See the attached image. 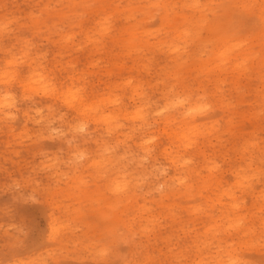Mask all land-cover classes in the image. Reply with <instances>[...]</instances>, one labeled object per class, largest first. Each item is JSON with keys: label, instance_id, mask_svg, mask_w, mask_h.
Returning a JSON list of instances; mask_svg holds the SVG:
<instances>
[{"label": "rangeland", "instance_id": "1", "mask_svg": "<svg viewBox=\"0 0 264 264\" xmlns=\"http://www.w3.org/2000/svg\"><path fill=\"white\" fill-rule=\"evenodd\" d=\"M46 1L5 0L4 4L10 5L7 13L16 20H22L32 16L31 5L46 4ZM58 1L48 0L54 6L49 10L51 13L48 14V19L53 20L54 24L58 23L59 28L68 30ZM63 1L65 3L67 0ZM224 1L220 0L219 5H229ZM117 4L127 8L124 2L119 1ZM16 5L20 9H15ZM118 9L121 10L120 7ZM216 13L222 18L220 21L226 20L229 13L232 14V20L221 26V31L208 29L203 24L188 23L171 29L155 19L149 24L139 25L132 39L133 44L129 47L131 44L120 40L121 35L118 39L105 36L100 45L94 41L87 42L83 35L85 31L91 30V25H88L75 34L74 43L52 41L45 48L47 55L40 54L44 57L48 73L55 75L59 72L67 83L75 82L78 85L81 83L80 76H86L83 86L91 101H103L102 115L90 112L84 117L88 122L86 132L74 135L68 132V137L73 139L71 145L59 139L43 141L52 155H56L57 150L63 147L65 159L71 158V152L77 149L85 152L86 156L93 157L78 171L73 168L58 177L60 186L56 189L58 199L55 207L46 203L30 209L45 224L52 213H55V218L61 225L60 239L64 247L80 251L102 235L111 234L118 238L121 233L135 232L146 248L167 259V248L172 236L180 243L187 241L194 246L202 244L200 248H203L204 243L210 242L207 245L211 247L219 244L221 239L229 244L234 243L235 241L228 239L230 236H235L238 241L246 236L258 235L259 206L253 210L248 204L251 196L241 194L244 204L233 209L229 203L233 199V193L229 189L236 183L235 179H221L215 172H209L205 167V160L225 151V145L229 143L225 136L235 141L248 134L251 127H259L255 114L259 109L260 99L255 93L260 84L258 68L261 33L258 25L253 27L250 23L237 19L232 9L224 8ZM5 15L6 11L2 7L0 20H4ZM88 17L89 15L86 16ZM3 40V33H0V76L3 75L2 66L7 63L4 57L8 54ZM79 43L82 44L81 47L75 46ZM175 47L181 56L168 57L167 53ZM20 55L23 56L24 64L33 63L28 56L23 53ZM245 63L253 69L254 74L241 73L239 66ZM68 65H74L75 72L66 73ZM173 86L177 92L209 91L217 101L215 127L205 119L195 118L196 126L201 131L196 143L198 163L187 171L190 183L166 186L163 195L149 187L141 192L135 187L134 181L127 192L112 191V178L119 177L121 181L124 174L119 167L109 164L111 157L104 151L108 145L117 144L121 148L127 145L130 151H143L145 140L156 137L152 147L157 152L152 164H155L156 158H160L165 165L172 164L168 154L174 149L177 153L192 151L184 148L178 140L160 146L161 136H173L170 134L175 131L173 126L185 123L180 113L157 115L161 112L160 105L167 103ZM221 87L223 92L220 91ZM135 89L143 95L133 94ZM239 89H247V92L242 93ZM233 97L234 104L230 108V114L226 115L224 106ZM141 115L147 118L146 122L139 118ZM229 119L235 121L234 125L224 128L223 125ZM115 120H119V125L112 123ZM24 123H13L6 131L0 119V178L6 174L22 178L31 172L30 158L35 160L36 153L30 149L35 145L27 140L20 142L18 137L22 132L32 136L31 129L35 125L30 124L28 128H24ZM16 128L19 131L13 134L12 129ZM111 128L114 132H109ZM165 148L167 152L164 151ZM129 171L136 170L133 168ZM170 171L172 176L178 175L175 165ZM51 179L52 176L47 173L39 175L41 183H47ZM128 179L132 181L133 177L129 175ZM168 183H172L171 177ZM259 191L257 181V195ZM198 207L206 210L197 213L195 209ZM231 219H243L242 230L225 233L222 226L231 222ZM157 220L159 223L154 222ZM187 224H191L192 231H186ZM16 227L17 223L11 217L0 215V241L5 236H11ZM240 250L243 258L250 264H264V248L243 245ZM120 255L122 254H115L112 259H119Z\"/></svg>", "mask_w": 264, "mask_h": 264}, {"label": "snow or ice", "instance_id": "2", "mask_svg": "<svg viewBox=\"0 0 264 264\" xmlns=\"http://www.w3.org/2000/svg\"><path fill=\"white\" fill-rule=\"evenodd\" d=\"M0 7L6 11L4 20L0 22V33H3V46L8 53L4 57L7 63L2 66L3 75L0 76V119L6 131L13 123L20 121L25 122L24 128H28L30 124L35 125L31 129L32 136L22 132L18 140L20 142L27 140L34 144L35 147L30 150L36 153L35 160L30 158L31 172L29 174L22 178L6 174L0 178V215L11 217L17 223L13 234L5 236L0 241L2 243L0 264H250L243 258L240 246L258 245L264 248V0H260L259 3L242 2L229 5L197 3L183 6H151L156 8H228L233 10L234 16L240 21L250 23L253 27L258 25L261 33V55L258 68L260 84L255 93L260 99L259 109L255 114L259 127L250 126L251 130L248 134L235 141L225 136V139L229 141L225 145V151L212 159L205 160V167L209 169V172H215L221 179L224 177L235 179L236 183L229 189L233 193V199L229 201L233 209H238L244 204L241 194L251 196L248 204L253 210L259 206L258 235L246 236L238 241L235 236H230L228 239L235 241L234 243L229 244L221 239L219 244H213L211 247L204 245L203 251L190 242L180 243L175 236H172L167 248V259L146 248L141 237L135 232L121 233L118 238L111 234L102 235L80 251L70 250L61 242V225L55 218L54 212L45 224L38 215L30 211L32 207L46 203H51L55 207L58 199L56 189L60 186L58 177L65 175L73 168L78 171L80 167L93 159L79 149L71 152V158L65 159L63 147L57 150L56 155H52L47 150L48 145L43 141L59 139L71 145L73 139L68 137V132H72L73 135L86 132L88 122L84 117L90 112L98 116L102 115L103 101H91L87 89L83 86L86 76H80L81 83L78 85L75 82L67 83L63 74L59 72L55 75L47 72L44 57L40 55L42 53L44 56L47 55L45 48H48L52 41L74 43L72 35L66 34L65 28L50 27L48 10L53 8V5L33 4L30 6L32 16L22 20H16L7 13L9 4L0 5ZM80 7L97 6L81 5ZM114 24L115 18L105 15L98 32L89 36V40L97 45L102 44V38L113 33ZM83 27L87 28L88 25L85 24ZM77 39L83 43L80 37ZM20 53L33 59V63L24 64ZM239 70L243 74H254L247 63L240 65ZM73 72H75V66L68 65L66 73ZM74 80L75 77H73ZM220 91H224L223 87ZM239 91L246 93L247 89H239ZM234 100L233 97L225 104L223 110L226 115L230 114ZM160 108L161 112L157 115L164 116L176 112L180 113L185 121L182 125L173 126L174 138L167 134L161 136L160 146L179 140L184 148L192 149V151L177 153L174 149L168 154L172 164L165 165L161 163L160 158H156L155 164H152L157 152V149L152 147L156 137L145 140L143 151H130L127 145L124 148L117 144L108 145L104 151L111 157L109 164L119 167L124 174L123 182L114 184L112 191L127 192L134 181L135 187L141 192L145 187H149L163 195L166 186L175 187L177 183L180 185L190 183L187 179V171L198 163L196 143L201 131L196 126L195 118L205 119L212 127H215L218 114L216 98L209 91L177 92L173 86L167 97V103L160 105ZM139 118L147 121L143 115ZM112 123L119 125L120 122L115 120ZM234 123L233 119H229L223 127L228 128ZM17 131L19 128L12 129L13 134ZM164 151L167 152V148ZM173 165L176 166L178 173L176 176H172L170 171ZM181 165L185 167L181 168ZM133 168L136 171L130 172L129 169ZM41 173H47L52 176V179L47 183H41L39 180ZM129 175L133 177L132 181L128 179ZM181 176L184 178L182 179ZM170 177L171 184L168 183ZM257 181L260 185L258 195L255 192ZM205 210L199 207L195 209L197 213ZM154 222L159 223L158 220ZM243 225L244 220L240 219L238 223L227 222L222 228L225 233H235L237 230H242ZM185 229L192 231L191 224H187ZM219 235L218 232L217 236ZM115 254L122 255L119 259L113 260L112 257Z\"/></svg>", "mask_w": 264, "mask_h": 264}, {"label": "bare ground", "instance_id": "3", "mask_svg": "<svg viewBox=\"0 0 264 264\" xmlns=\"http://www.w3.org/2000/svg\"><path fill=\"white\" fill-rule=\"evenodd\" d=\"M124 2L127 5V8H124V5H118L117 2ZM226 1V2H225ZM224 2L227 4H235L242 2H254L259 3L260 0H225ZM48 3V0L46 1ZM220 0H80L73 1L67 0L65 3L63 0H59L57 4H60V10L62 15L64 16V22L68 24V30L66 34L72 35L73 39L75 34L83 27V25H91V30L84 32V39L87 42H92L89 40V36L98 32L99 25L103 23L105 15L112 16L115 18L114 31L111 35H108L113 38H119L122 42H128L129 47L132 46L139 25L149 24L152 20L158 19L161 24L164 26H169L172 28H178L184 24L190 25H198L203 24L208 27V29L212 30H223L221 26L224 24L230 23L228 21L232 20V14H228V18L224 21H220L222 18L217 14V10H223V7L216 8H193V7H164V8H156L151 7L153 5H192V4H201V5H219ZM5 0H0V5H4ZM81 5H96L97 7H80ZM131 6V7H129ZM118 7H120V11H118ZM2 7H0L1 9ZM219 8V9H217ZM15 9H20L19 5L15 6ZM118 11V12H114ZM51 13L48 10V14ZM59 14V13H58ZM89 15L88 18L86 16ZM138 15L140 18H138ZM210 15L212 17H210ZM31 17V16H30ZM84 17V19H80ZM120 17V18H118ZM3 20L1 19L0 22ZM51 28H59L58 23L53 22L51 20ZM63 24V22H62ZM177 25V26H176ZM119 34V35H118ZM116 39V40H117ZM119 41V40H118ZM57 43V42H56ZM81 43L75 44L77 47H81ZM168 57H179L181 56L180 51L177 47L172 48L167 53ZM27 57V56H26ZM30 59V58H29ZM27 59V60H29ZM30 61V60H29ZM28 61V62H29ZM33 62V59H32ZM31 64V62L29 63ZM137 94L142 96L143 93H138L135 89L133 90V94ZM79 115V113H77ZM109 132H114L112 128ZM173 138L175 137V131L171 132ZM179 141V140H178ZM183 166V165H182ZM185 167V166H183ZM183 179L184 177L181 176ZM124 180V179H123ZM123 180H119V177L112 178V185L123 182ZM179 184V183H178ZM169 195H167L168 197ZM165 197V196H164ZM232 210V209H231ZM240 219H231V223ZM211 241V240H210ZM210 242L204 243L207 245ZM201 251L203 248H200L202 244L195 245ZM209 246V245H208Z\"/></svg>", "mask_w": 264, "mask_h": 264}]
</instances>
